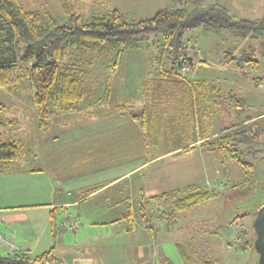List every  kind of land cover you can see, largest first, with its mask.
Listing matches in <instances>:
<instances>
[{
	"label": "rangeland",
	"instance_id": "rangeland-1",
	"mask_svg": "<svg viewBox=\"0 0 264 264\" xmlns=\"http://www.w3.org/2000/svg\"><path fill=\"white\" fill-rule=\"evenodd\" d=\"M19 1L27 9L44 8L56 13L62 25L67 23L69 15L73 11H77L86 18H91L117 9L128 18L142 20L153 18L158 11L165 8H190L194 4L188 0H68L66 6L61 7L59 0ZM209 3L224 5L229 13L238 19L255 20L264 17V0H203L201 2L203 5H209ZM69 7H73V11L69 10ZM164 34L165 31L154 33L148 37V42H144L138 50L132 49L126 52L117 73H109L106 70L107 58L104 55L93 58L91 79L87 86L90 94L83 105V113L78 111L66 115L67 117L63 116L60 122L65 117L67 120L100 113L114 115L115 118H129L131 110H138L141 107L143 101L141 90L144 82L159 69L154 58L159 57L157 50L163 41ZM184 39L186 46L192 49L191 57L194 60L209 61L207 66H196L190 70L187 78L189 80H205L214 84L220 88L223 95L233 92L243 98L246 105L241 110L237 103L234 105H230L229 102L222 103L219 112L208 120H203L202 126L197 128L198 138L203 139L215 132L219 133L222 128L236 126L252 119L249 126L260 131V145L254 148L260 153L250 154V156L245 154L243 160L251 163L252 167L243 171H240L237 164L231 162L224 153L220 152L214 158L202 155L203 159L200 158L199 162H196V164H200V168L196 167L193 162L194 167L190 168L193 172L186 174L188 177H192V175L193 178L199 177L202 182L196 186L202 191L207 189L215 193L216 196L209 201L195 205L190 210L181 212L172 224L167 218H163L167 224L161 222L159 218L162 211L167 214L172 213V201H165L161 205L153 204L150 201L143 203L154 231L147 233L145 229L141 228V224L146 225V222L143 220L139 208V212L134 215L133 223L137 225L135 232L132 233V236L122 237L119 242L123 246L121 252L127 251V256H119L120 251L113 254L110 247L105 245L106 241L101 239L103 230L100 227L92 229L91 223L112 227V221L119 219V215L127 213L130 200L124 201L119 208L112 206L105 209L104 212L100 211L98 217L82 219L80 223L75 220L67 221L68 224L75 223L79 226L77 229L72 228V237L80 229L81 231L86 230L84 226L91 227L89 232L95 235L90 241H81L80 238L73 237V242L81 248L83 260L88 261V264H258L259 254L258 248L255 246L258 236L256 223L264 213V56L260 51L257 53L255 57L259 61L257 70L247 66L241 70H229L223 64L225 53L237 50L236 54L239 55L250 45H256L253 41L241 40L228 30H222V32L210 30L208 32L203 28L188 31ZM254 79H261L262 83L256 85ZM106 81L112 83L111 103L100 109H95L91 104L102 95ZM33 96L34 88L28 80L22 84L19 93L14 89H0V104L8 107L7 112L4 115L1 114L2 117L4 120L11 117L18 119L15 129H9L13 132L5 131L13 133L14 139L24 142L23 163L12 164L11 168L43 166L50 169L53 166L52 164L49 166L48 161L52 162L54 158L61 157L60 150L64 149L60 148H68L64 145V139L69 138L67 134L70 131L65 133L61 128L56 130L57 120L54 121L55 125H52L48 132L42 133L39 130ZM132 101L134 103H127ZM121 107L122 112H120ZM68 122L70 121H65L64 127L70 128ZM80 125L90 126V124L82 123ZM60 132L61 134L63 132L64 136L60 135ZM59 135L60 137H58ZM57 137L60 140L56 143L54 139ZM0 139L6 140L7 137L0 132ZM117 139L119 148L121 139L119 137ZM164 142L166 148L175 145L171 138L170 141L165 140ZM252 150L253 148H250V151ZM36 151L40 153L38 157L35 156ZM43 157L46 158L45 161L42 160ZM62 162L66 163V160ZM187 164L188 162L185 160L181 163L177 162L175 170L183 171ZM168 165L170 167L172 163ZM228 171L234 173L233 175L235 172H237L236 175H240L237 179L234 177V180L230 181L227 175ZM183 179L182 177L181 180ZM205 182L209 184L204 185ZM126 194L128 192L124 193L122 197H125ZM133 200L139 207L138 202L141 201V198ZM88 208L90 206L86 205L81 209ZM130 224L132 225L130 219L116 222L115 230L118 234L122 232L126 234ZM64 230L69 229L65 228ZM12 237L17 242L15 237ZM248 242L253 245V248L245 249ZM17 244L19 243L17 242ZM74 255L77 253L74 252ZM35 256L37 255H32V257ZM198 257H202L203 261H199ZM99 258L103 260L98 261ZM78 260L80 259H75L76 262ZM80 263L77 262V264Z\"/></svg>",
	"mask_w": 264,
	"mask_h": 264
},
{
	"label": "trees",
	"instance_id": "trees-1",
	"mask_svg": "<svg viewBox=\"0 0 264 264\" xmlns=\"http://www.w3.org/2000/svg\"><path fill=\"white\" fill-rule=\"evenodd\" d=\"M66 1L59 0L61 7L66 6ZM188 1L194 2L190 8H165L153 18L142 20L128 18L117 9L86 18L69 7L73 12L67 23L62 25L52 11L27 9L19 0H0V89H14L19 93L22 84L30 81L34 88L33 103L38 127L46 131L54 117L82 112L90 94L87 86L93 58L104 55L107 58L106 70L117 73L126 52L138 50L150 35L165 31L157 50L159 57L154 58L159 69L144 82L141 107L131 110L129 119L150 139L154 136L164 139L179 137L186 145L191 144L198 137L197 128L202 126L203 120L218 113L222 103H237L241 110L246 105L244 99L233 92L223 95L214 84L187 78L190 70L196 66H207L209 61L199 62L191 57L192 49L186 46L185 34L199 28L208 32L228 30L241 40H251L256 45H250L239 55L237 50L227 51L223 64L234 71L246 66L257 70L259 61L255 57L259 51L264 56V17L238 19L222 4L203 5V0ZM184 69L188 71L184 72ZM253 81L256 85L262 83L261 79ZM103 88L100 98L91 104L95 109L111 103V81H106ZM7 110L6 105L0 104V132L7 137L6 140L0 139V173L9 171L12 164L22 159L24 148L23 142L14 139L11 133L18 119L4 120L1 115ZM251 120L220 129L215 139L203 144V149L215 156L224 153L242 170L250 169L251 163L244 161L243 157L246 153L248 156L260 153L254 149L260 145V131L249 126ZM5 130L11 132L6 133ZM215 196V193L207 189L202 191L195 185L182 192L173 191L151 199L154 202H173L172 213L162 211L159 215L160 220L167 218L172 224L181 212ZM141 200L140 213L150 225L143 205L146 201ZM128 219L132 225L135 224L131 212L114 223ZM54 221L53 215V226ZM250 247L253 245L249 242L246 248L244 246L245 249ZM5 253H0V264H60L53 256L52 248L35 257L26 254L23 248L6 250ZM198 258L203 261L202 257Z\"/></svg>",
	"mask_w": 264,
	"mask_h": 264
},
{
	"label": "crops",
	"instance_id": "crops-1",
	"mask_svg": "<svg viewBox=\"0 0 264 264\" xmlns=\"http://www.w3.org/2000/svg\"><path fill=\"white\" fill-rule=\"evenodd\" d=\"M70 114L74 113L54 117L46 131L39 129L46 133L57 120L56 130L61 128L65 133L70 131L67 134L69 138L64 139V145L68 148H60L64 149L60 150L61 157L54 158L52 162L48 161L49 166L52 164L53 167H10L9 171L0 173V231L14 236L24 252L31 256L41 255L52 248L53 256L60 264H77L78 261L80 264H88V261L83 260L81 248L73 242V237L90 241L95 237L89 232L91 227L84 226L86 230H77L72 237V229L64 230L65 228L60 226L63 221L75 220L80 223L82 219L98 217L100 211L104 212L112 206L119 208L127 200H130L127 213L131 212L134 220L142 201L138 202V207L134 198L140 197L161 205L165 201L154 202L151 198L173 191L182 192L199 185V182H202L199 177H188L187 174L193 172L190 168L194 167L193 164L199 162L200 158L203 159L202 155L216 157L202 149V146L206 140L215 139L217 132L203 139L197 137L188 145L183 139L172 137L171 141L175 142V145L166 148L164 141H170V138L154 136L150 139L127 117L115 118L114 115L100 113L67 119L70 121L67 123L70 128L64 127L66 115ZM63 116L66 117L60 122ZM80 123L90 126L83 127ZM116 130L120 135H117ZM60 135H63V132H60ZM58 137L54 139L56 143L60 140ZM117 137L121 139L119 148ZM38 154L40 153L36 151L35 156L38 157ZM45 159L42 158L44 161ZM170 159L177 160L168 161ZM65 160L66 163L62 162ZM184 160L188 162L184 170H175L176 163ZM19 163H23V158ZM170 163L172 165L169 167ZM196 167L200 168V164H196ZM239 170L243 171L241 168ZM233 174L228 171L230 181L240 175H236L237 172ZM126 192L128 194L122 197ZM86 205L90 208L81 209ZM127 213L119 215L120 218ZM53 215L55 226L52 223ZM115 221L111 222L112 227L91 223L92 229L100 227L103 230L101 239L106 241L105 245L110 247L113 254L120 251L119 256H127V251L121 252L123 246L119 242L124 236H132L137 225L130 224L126 234H118L114 226ZM160 221L167 224L162 218ZM150 225L141 224V228L147 233L153 232L154 228ZM74 252L77 255H74ZM0 253L6 254L2 249ZM77 258L80 260L76 262ZM99 259L97 260H103Z\"/></svg>",
	"mask_w": 264,
	"mask_h": 264
},
{
	"label": "built area",
	"instance_id": "built-area-1",
	"mask_svg": "<svg viewBox=\"0 0 264 264\" xmlns=\"http://www.w3.org/2000/svg\"><path fill=\"white\" fill-rule=\"evenodd\" d=\"M187 71H188L187 69H184V72ZM61 227L68 229L79 228V226L76 225L75 223L68 224V222H63L61 224ZM22 248L23 247L21 245L17 244V242L12 237V235H8L7 233L0 231V249L5 251L6 250L14 251V250H20Z\"/></svg>",
	"mask_w": 264,
	"mask_h": 264
},
{
	"label": "water",
	"instance_id": "water-1",
	"mask_svg": "<svg viewBox=\"0 0 264 264\" xmlns=\"http://www.w3.org/2000/svg\"><path fill=\"white\" fill-rule=\"evenodd\" d=\"M257 229V242L256 247L258 248L259 260L258 264H264V213L256 223Z\"/></svg>",
	"mask_w": 264,
	"mask_h": 264
}]
</instances>
